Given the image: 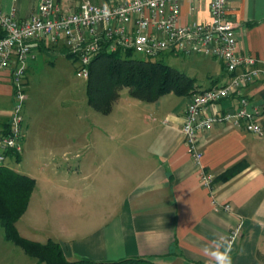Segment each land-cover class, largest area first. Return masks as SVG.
I'll list each match as a JSON object with an SVG mask.
<instances>
[{
	"label": "crops",
	"instance_id": "1",
	"mask_svg": "<svg viewBox=\"0 0 264 264\" xmlns=\"http://www.w3.org/2000/svg\"><path fill=\"white\" fill-rule=\"evenodd\" d=\"M38 4L0 0V9L8 13L14 8L18 20L26 21ZM180 15L183 24H209V0L182 1ZM226 15L235 25L238 49L264 62V0H227ZM60 48L54 49L58 55ZM35 52L41 53L39 47ZM203 59L209 69L193 90L228 79L219 61ZM244 94L260 112L264 132V80ZM167 95L141 106L142 101L130 96L132 100L121 99L119 92L111 112L96 119V130L76 132L67 142L62 156L75 164L52 163L49 177L41 179L26 174L35 187L15 224L19 235L39 237L31 241L41 244L49 239L58 243L69 262L141 258L155 264H208L205 247L223 241L241 222V236L230 249L232 264H264V135L257 138L243 129L216 125L200 135L202 158L196 163L180 133L188 96L176 97L179 101H170L167 110ZM0 102L1 109L10 105L4 76ZM226 106L224 102L222 108ZM239 163L245 168L230 180L213 183L211 189L203 186L201 173L215 178ZM50 194L61 197L60 210L54 208L58 211L51 217L29 214L36 195L46 203Z\"/></svg>",
	"mask_w": 264,
	"mask_h": 264
},
{
	"label": "built area",
	"instance_id": "2",
	"mask_svg": "<svg viewBox=\"0 0 264 264\" xmlns=\"http://www.w3.org/2000/svg\"><path fill=\"white\" fill-rule=\"evenodd\" d=\"M182 1L39 0L26 21L18 20L14 8L8 13L0 9V78L4 76L10 87V105L0 108V167L9 166L22 153L26 75L39 46L65 48L75 57V77L84 81L91 61L103 50L130 51L154 60L164 53L215 59L228 79L188 96L180 133L189 156L200 162L199 137L216 125L263 137L260 112L244 91L264 80V62L238 49L235 25L226 15L227 0H209V24H183ZM224 102L227 106L222 108ZM200 177L211 189L213 178L204 173ZM241 233L239 222L222 242L231 249Z\"/></svg>",
	"mask_w": 264,
	"mask_h": 264
},
{
	"label": "rangeland",
	"instance_id": "3",
	"mask_svg": "<svg viewBox=\"0 0 264 264\" xmlns=\"http://www.w3.org/2000/svg\"><path fill=\"white\" fill-rule=\"evenodd\" d=\"M57 52L58 50L52 52L56 55L38 53L36 60L28 65L26 100L22 108L24 122L21 154L23 158L20 165L10 162L8 166L17 173L36 175L40 179L43 178L42 176L49 177L52 163L64 167L66 163L75 164L76 161H71L70 157L67 158L69 162H65L62 156L67 142L72 140L71 136L76 132L87 134L93 132L98 125L96 119L103 118V115L87 105L85 81L75 77V63L58 55ZM135 58L144 59L139 55ZM157 60L183 72L193 79L194 83L201 82L209 69L203 57L197 55L182 57L164 53ZM120 96L121 99L130 98L126 89L120 91ZM176 97L178 96L169 93L163 99L168 107H166L167 110L172 107L170 101H179ZM138 104L149 106L143 102ZM0 107H4L1 102ZM53 154L55 156L51 160L50 156ZM60 198L50 194L47 202L43 203L36 195L30 202L29 210L32 213L29 214L34 216L37 212V218L51 217L60 210ZM45 206L49 210L45 211ZM93 206L98 204L95 203ZM54 208L59 209L54 211ZM93 211L94 208L91 212ZM38 213L41 214L38 215ZM30 239L39 241L41 238L30 236ZM0 264L39 263L25 255L19 247L4 241L3 230L0 228Z\"/></svg>",
	"mask_w": 264,
	"mask_h": 264
},
{
	"label": "trees",
	"instance_id": "4",
	"mask_svg": "<svg viewBox=\"0 0 264 264\" xmlns=\"http://www.w3.org/2000/svg\"><path fill=\"white\" fill-rule=\"evenodd\" d=\"M39 51L48 55L53 50L39 46ZM59 53L75 63L74 55L65 48L61 47ZM122 89H126L131 98L153 103L169 93L178 97L189 96L194 89V80L161 60L135 58L130 51L103 50L88 67V77L85 80L87 105L106 116L111 112ZM19 161L20 157L16 158L15 163ZM245 166L243 163L234 165L213 178V183L230 180ZM34 187V179L17 173L8 166L0 167V228L3 230V238L19 247L29 258L39 264H155L141 258L106 262L80 259L69 262L58 243L49 239L41 244L21 237L15 224L25 213Z\"/></svg>",
	"mask_w": 264,
	"mask_h": 264
},
{
	"label": "clouds",
	"instance_id": "5",
	"mask_svg": "<svg viewBox=\"0 0 264 264\" xmlns=\"http://www.w3.org/2000/svg\"><path fill=\"white\" fill-rule=\"evenodd\" d=\"M204 252L211 258L208 264H232L230 248L222 241H213V246L205 247Z\"/></svg>",
	"mask_w": 264,
	"mask_h": 264
}]
</instances>
